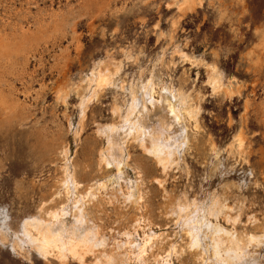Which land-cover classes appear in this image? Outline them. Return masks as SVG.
Listing matches in <instances>:
<instances>
[{"label":"rangeland","instance_id":"obj_1","mask_svg":"<svg viewBox=\"0 0 264 264\" xmlns=\"http://www.w3.org/2000/svg\"><path fill=\"white\" fill-rule=\"evenodd\" d=\"M170 3L0 0V32L11 34L13 41L10 50L0 51V89L15 102L9 115L0 111V209L7 210L0 216V264H80L40 257L26 245L14 248L12 240L23 219L40 212L47 217L64 204L59 182L66 166L77 177L80 197L92 185L117 179L113 166L98 164L104 138L97 131L117 121L113 107H124L128 99L121 85L127 89L140 78L188 91L200 127L187 120L189 143L166 173L138 141L126 140L125 176L129 173L127 179L143 197L134 206L121 194L102 192L89 204L92 219L98 218L96 225L109 238L107 250L122 239L118 231L142 221L133 239L140 241L143 231L155 237L146 255L149 264L156 258L160 264L168 255L169 264H198L184 232L166 214L170 198L203 201L214 195L239 217L237 231L253 234L264 228V0H202L183 15ZM100 64L110 65L114 81L91 102L80 124V97L89 72ZM209 64L218 68L234 96L212 94ZM241 132L245 144L240 155L230 146ZM223 220L231 229L232 223ZM263 249L250 248L259 264H264ZM92 260L90 255L86 263ZM125 263L140 264L134 259Z\"/></svg>","mask_w":264,"mask_h":264},{"label":"bare ground","instance_id":"obj_2","mask_svg":"<svg viewBox=\"0 0 264 264\" xmlns=\"http://www.w3.org/2000/svg\"><path fill=\"white\" fill-rule=\"evenodd\" d=\"M201 3L202 0H172V3L168 5L175 6L178 14L183 15L185 11H191L196 5H202ZM176 24L174 23V25ZM27 43H30V41L27 40ZM12 45L11 34H2L0 32V51H3L2 53L6 52L12 48ZM10 58L8 57L7 59L9 60ZM109 67L110 65L100 64L89 72L85 84V93L83 95L80 93V109L82 113L80 124H82L86 110L92 104L91 102L98 98L100 91L113 83L114 70ZM207 68V83L212 89V94L223 92L226 96L231 97L235 92L231 88L225 87L222 76L217 70L218 68L212 65ZM154 80L152 77L146 80L140 78L127 89L122 84L121 89L128 92V99L125 104L123 103L124 107L117 105L113 107L112 115L114 114L117 117V121L106 124L103 128H98V135L104 138V146L100 147L97 152L98 164L106 167L111 164L117 170V179L109 178L110 180L107 183L92 185L87 188L85 195L80 197L77 194L79 188L77 177L70 173V166H66L59 182L60 189L65 193L64 204L54 211L47 212V217H43L40 212L38 216H30L23 219L21 224L19 222L21 226L12 240L14 248L19 247L23 250L25 248L23 246L26 245L36 251L40 257L55 256L64 263L71 258L78 260L80 264H87L86 258L91 255L93 260L89 264H124L126 260L129 262V259H134L140 264H149L146 260V255L151 250L150 247L155 237L151 236V233L143 231L140 241L133 239L135 235H138L137 229L142 227L140 225L142 221H137L132 228H123L122 231H118L122 239L115 242L116 244L112 251H108L106 247L109 244V238L96 225L98 218L92 219L94 215L90 211L89 204L97 198H101L102 192L105 193L104 195L110 194L116 197L117 194H121L126 201L131 202L134 206L138 205L142 199L143 196L138 185L132 184L130 182L131 178L130 180L127 179L128 177L126 176H129V173L125 176L124 167L127 166L129 159V157L125 159L124 145L127 139L131 138L138 141L144 153L151 157L154 164L163 173H166L176 164L178 154L183 151L182 148L189 143L187 120H195V126L197 128L200 127L197 123L200 120L197 119L198 110L190 103V96L188 97L186 94L188 91L183 92L173 86L157 84ZM1 83L0 80V88L2 87ZM58 95L59 93L57 98ZM14 103L12 97L6 95L0 89V111H4L6 112L5 114L9 115L13 111ZM244 137L242 132L237 134L230 146L231 151L236 148L237 152L240 155L242 154L245 144ZM246 143L248 142L246 141ZM214 145L211 150L215 151ZM67 152L66 149L63 151L66 156ZM227 152L230 153L229 150ZM68 163L70 162L68 161ZM124 178L127 179L125 182L128 184L125 191L120 182ZM108 183L111 184L112 189L110 190L108 189ZM165 208L166 214L173 216L176 225L184 232L187 238V247L191 254L195 256L198 264H259L257 262L259 259L257 254H255V251H251L250 248H260L264 245V228L260 229V233L253 234L237 231L235 225L236 222L240 221L239 217L236 215L232 216L233 208L229 207L226 200L214 195L203 201L201 199L199 201L197 198L194 200H188L185 197L182 199L170 198ZM222 218L227 222H231L233 228L232 225L231 229L223 226L220 223ZM227 225H230V223H227ZM194 237L199 241L195 248L192 247ZM172 252H176L174 247ZM167 258H163L160 264H169L170 262ZM158 263L159 260L156 258L153 264Z\"/></svg>","mask_w":264,"mask_h":264},{"label":"snow or ice","instance_id":"obj_3","mask_svg":"<svg viewBox=\"0 0 264 264\" xmlns=\"http://www.w3.org/2000/svg\"><path fill=\"white\" fill-rule=\"evenodd\" d=\"M163 166V165H162ZM109 167H111V164H109ZM7 210L6 209H0V216L6 215ZM199 241L194 237V242L192 244V247L195 248L197 247V244ZM218 258V257H217Z\"/></svg>","mask_w":264,"mask_h":264}]
</instances>
